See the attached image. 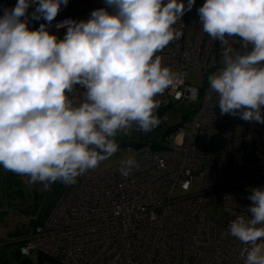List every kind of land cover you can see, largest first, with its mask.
Returning a JSON list of instances; mask_svg holds the SVG:
<instances>
[{"label":"clouds","instance_id":"9594fccd","mask_svg":"<svg viewBox=\"0 0 264 264\" xmlns=\"http://www.w3.org/2000/svg\"><path fill=\"white\" fill-rule=\"evenodd\" d=\"M87 20L49 26L68 0H17L0 16V166L44 184L75 183L118 150L117 133L159 124L158 96L175 82L161 52L195 0H104ZM31 19H44L38 29ZM202 30L221 42L223 67L208 76L221 114L264 124V0H205ZM242 40L234 51L227 37ZM250 46V47H249ZM79 85L81 102L69 94ZM123 161L122 175L137 167ZM248 215L229 232L248 245L244 264H264V188L251 189Z\"/></svg>","mask_w":264,"mask_h":264},{"label":"built area","instance_id":"2783aa9c","mask_svg":"<svg viewBox=\"0 0 264 264\" xmlns=\"http://www.w3.org/2000/svg\"><path fill=\"white\" fill-rule=\"evenodd\" d=\"M204 2L195 0L173 26L182 35L157 53L175 82L156 99L195 102L190 116L161 141L142 143L133 156L138 166L128 175L121 174L122 162L75 183L62 182L64 190L46 216L22 239L21 255L38 251L63 264H244L249 246L229 226L238 215H248L251 189L264 188V124L221 114L208 76L223 67L225 45L202 30L197 9ZM16 3L0 0V16ZM103 7L104 0H68L49 31L62 39L67 29L57 24L87 20ZM32 11L29 28L35 30L46 21L31 19ZM227 39L234 51H244L241 38ZM190 70L203 74L201 87L188 82ZM83 92L77 85L69 96L81 102ZM131 131L140 130L134 125ZM197 178L198 191L174 196L177 186L188 191ZM208 202L223 207L224 223L205 214Z\"/></svg>","mask_w":264,"mask_h":264},{"label":"rangeland","instance_id":"374dc122","mask_svg":"<svg viewBox=\"0 0 264 264\" xmlns=\"http://www.w3.org/2000/svg\"><path fill=\"white\" fill-rule=\"evenodd\" d=\"M84 14H77L76 18ZM86 15V14H85ZM189 83L201 87L203 84V74L197 70H190L187 74ZM196 106L195 102L181 100L170 102V98H162L159 101V108L156 115L159 124L151 131H130L127 134H120V140H129L136 143L146 141H161L169 129L176 127L186 119ZM163 142V141H162ZM138 153L134 147L122 148L109 159L100 165L86 172L84 175L105 170L109 167L122 163L128 157H133ZM7 172L0 166V263L1 264H63L38 251H32L28 255H21L18 252L20 237L19 233L23 230L31 231L37 222L41 221L47 214L52 202L64 190L61 181L51 183L47 190L44 184L31 182L30 177L24 175V198L18 199L9 195L5 185ZM200 179L197 178L191 185L190 190L185 191L177 186L174 196H183L199 190ZM205 214L212 220L224 223L228 214L218 203L208 202L204 205ZM4 211V212H2Z\"/></svg>","mask_w":264,"mask_h":264},{"label":"water","instance_id":"95a60500","mask_svg":"<svg viewBox=\"0 0 264 264\" xmlns=\"http://www.w3.org/2000/svg\"><path fill=\"white\" fill-rule=\"evenodd\" d=\"M117 143L119 144V147H122V148L134 147L136 149H140L142 147V143H135L129 140L117 141ZM17 184H18V189L15 191H12L11 196L18 198V199H23L24 189L22 188V183L19 182Z\"/></svg>","mask_w":264,"mask_h":264},{"label":"flooded vegetation","instance_id":"af4514ba","mask_svg":"<svg viewBox=\"0 0 264 264\" xmlns=\"http://www.w3.org/2000/svg\"><path fill=\"white\" fill-rule=\"evenodd\" d=\"M126 140V139H125ZM8 179L5 181V183L7 184V187L8 189L10 190V196H11V192L12 191H15L18 189V184L19 182L22 183V188L24 189V180H23V176H21L20 174H17V173H12V174H9ZM5 184V185H6Z\"/></svg>","mask_w":264,"mask_h":264},{"label":"trees","instance_id":"16d2710c","mask_svg":"<svg viewBox=\"0 0 264 264\" xmlns=\"http://www.w3.org/2000/svg\"><path fill=\"white\" fill-rule=\"evenodd\" d=\"M6 172H7V176H6V180H7V179H8V178H7L8 175H9V174H12V173H14V172H12V171H8V170H6ZM6 186H7V184H6ZM7 188H8V187H7ZM8 191H9L8 193H9V195H10V190L8 189ZM2 212H4V211H2ZM0 214H1V213H0ZM39 222H40V221H39ZM39 222H37L36 225H37ZM36 225H35V226H36ZM35 226H34V227H35ZM29 232H30V231H29ZM29 232L26 231V230H23V231H21V232L19 233V235H20V236L27 235ZM22 241H23V240H19V241H18L19 245L22 244ZM18 252H19V249H18ZM19 253H20V252H19ZM0 264H1V263H0Z\"/></svg>","mask_w":264,"mask_h":264},{"label":"crops","instance_id":"0c3cea01","mask_svg":"<svg viewBox=\"0 0 264 264\" xmlns=\"http://www.w3.org/2000/svg\"><path fill=\"white\" fill-rule=\"evenodd\" d=\"M25 236H26V235H25ZM25 236H24V237H25ZM24 237H20V238L18 239V241H19V240H22Z\"/></svg>","mask_w":264,"mask_h":264}]
</instances>
